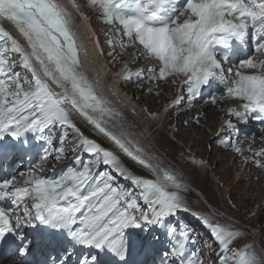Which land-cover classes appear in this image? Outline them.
I'll list each match as a JSON object with an SVG mask.
<instances>
[{
    "label": "snow or ice",
    "instance_id": "obj_1",
    "mask_svg": "<svg viewBox=\"0 0 264 264\" xmlns=\"http://www.w3.org/2000/svg\"><path fill=\"white\" fill-rule=\"evenodd\" d=\"M71 2L80 12L75 0ZM87 2L101 10L106 24L114 26L113 36L107 41L110 47L127 50L139 45L143 50L139 56L158 62V68L148 69L153 73L151 79L182 77L176 91L185 90L190 104L202 97L206 86L215 83L222 86L223 94L218 89L208 95L205 103L239 101L238 108L225 110L227 116L246 124L250 116L258 114L254 118L264 123V0ZM5 22L14 25L23 43L3 26ZM71 24V13L60 0H0V159L22 152L30 133L49 145L26 171L0 178V247L21 258L20 264H33L30 258L37 249L62 253L46 255L44 264H70L78 247L97 253L82 257L79 264H129L133 246L143 252L150 243L132 238L131 230L152 226L175 234L169 218L184 207L180 194L184 186L173 172L146 163L127 146L133 144L136 152L144 153L139 145L122 141L102 126L104 117L113 115L105 108L111 101L96 94V85L83 71L81 47ZM250 34L257 38L254 53L233 63L234 50L246 47ZM8 53L19 57L31 79L14 71L15 61ZM87 55L85 49L84 57ZM143 71L133 73L125 65L122 78L129 81L133 75L142 76ZM183 99L177 96L173 104ZM66 102L155 177L146 179L128 173L141 188L139 198L116 187L110 174L93 171L100 163L112 165L122 175L127 169L113 152L83 137ZM57 124L75 130L85 151L97 159L81 169L69 168L59 177L48 178L44 168L49 160L59 162L67 157L63 146L53 148L51 137L43 135ZM223 129L236 131V125L228 119ZM220 143L241 155L245 152L230 139H221ZM247 151H252L251 146ZM254 156L264 158V149ZM254 163L264 167V159ZM203 219L213 228L224 252L244 235L229 226L212 224L207 217ZM181 237L170 253H163L160 264H176L168 259L169 255L179 258L178 264H203L197 252H188L189 233L185 231ZM101 255L108 260H102ZM224 264H264V253H257L253 244L246 243L231 256L225 255Z\"/></svg>",
    "mask_w": 264,
    "mask_h": 264
},
{
    "label": "rangeland",
    "instance_id": "obj_2",
    "mask_svg": "<svg viewBox=\"0 0 264 264\" xmlns=\"http://www.w3.org/2000/svg\"><path fill=\"white\" fill-rule=\"evenodd\" d=\"M75 2L80 6V12L76 11L77 14L81 15V12L83 11L85 14L84 17H87V19L81 18L80 24L90 30L92 37L97 36L95 31L99 30V43L95 44L93 41H90L88 45L89 49L98 51L101 57L106 56L110 58V62L114 63L118 56L117 47H110L107 43L108 39L112 37L114 33V31L111 32L112 25L106 24L104 22L103 16H101V11H98L96 7L89 6L87 0H75ZM76 21L78 22V20ZM96 27H98L99 29H96ZM17 39L19 38L17 37ZM106 45H108L109 47L106 48ZM97 46L99 47L98 49ZM100 47L103 51H101ZM85 49L87 50V46L81 45V50L83 51V53ZM8 56L15 61L14 71L18 72L21 77L27 76L29 79H31L30 74L27 72V70L21 66L19 57L12 53H8ZM101 63L103 65L102 69L107 72L109 70V67L104 60H102ZM114 66L117 68L116 65ZM152 75L153 73L146 71L142 76L134 80L135 82L128 84L131 85L128 88L129 90L133 89L132 84L136 85L137 87L139 86L141 89L139 92V96L143 100L147 99L145 103H142L140 105V113H138L139 116H137V113L133 110V107H129L130 112L128 114L126 110H123L122 113L121 106H119L117 102L112 103L111 112L117 110L114 113H118L123 116V123L126 126L127 132L130 135L132 141L143 148L145 153L148 155V157H142L144 158L146 163L160 167L161 165L158 163V161H160L164 167L167 168L168 166L171 172H173L177 176V178H179V180L184 181H180V183L187 191L183 190L184 192H181L180 194L183 198V201L188 200L193 208L185 211V213H183L182 215L187 219H190L191 215H194L196 217V220H185V222L182 223L181 220L175 218L170 222L172 224L171 226L176 229L175 234L182 229H184L183 232L187 231L190 234V240L187 243L188 251L193 250L197 252L198 255H202L203 251H206L207 248L211 245V241H213L212 244L217 243L215 234H213V228L207 227L208 224L204 222L203 218L207 217L208 220L210 222L212 221L213 224L223 223L224 226H229L232 230H237L244 234L238 239V242H235L233 244V248L230 251L226 252L224 256H231L232 252L242 249L246 243L253 244L256 252L262 253L264 247V223H260L258 219H256V215H253L252 217H245V208H242V206L240 207V205H243L247 209L251 210V215L253 213H256L257 210L260 211L259 213H264V167H261V170V168L256 166V164L254 163V160H257L258 158L257 156H252V154H254V148L251 147L252 151H246L245 153L247 158H249V162L251 163V165H253L251 168L253 172L247 174V177L244 180L237 181V168L236 170H232L231 167L232 160L234 159L237 152H234L231 146H225L220 143V140L223 138L222 135L217 137V130L216 132L211 131V127L213 125L217 126V122L223 117V103H217V105L215 106L216 112L212 113L211 116H206L205 118L199 117V122L194 126L192 125L193 127H191V125L189 124H192L191 119L195 120L196 116L191 115V117L185 119L186 121H188V123L184 122L183 127L181 126L182 129H180L178 137H176L175 139H173V133H169L166 130V126L169 127V124L165 123V120L168 117L164 121H161L160 113L159 115L157 114L158 116L154 115V117L159 118H154L158 121L159 126L166 125L165 127H163L166 130V133L164 134L159 132L161 131V129L153 133L157 124L151 126L150 133L148 130H146L147 125L143 123L144 121H147V118L143 112H145L146 107L148 108L149 106H151L152 110L156 111V106L163 101V98H165V96L168 94L169 88H171L174 82L177 80V78H175V80L173 78H169V80H162L158 86H155L154 83H151V81L153 80L151 79ZM149 86H152V88L156 89H149ZM129 90H127L126 92L125 90L121 91V89H118V91H120L128 101L127 104H130L131 106L134 104H138L140 101H138V96H135L132 99V93ZM157 91L159 92L158 95L156 94ZM159 95L161 96V98H159ZM119 107L120 109L118 111ZM212 107L213 105L210 104V110L207 111L209 114L212 110ZM198 108L202 109V105H198ZM130 115H134L138 119L137 121L140 120L141 123L139 122L140 124H138V122L135 121L136 119L133 121V118H131L132 116ZM83 119L84 121H86V118ZM142 119H144L143 122ZM72 120L73 123L76 124L77 128H79L80 133L83 134V137H85V131L87 132V128L92 130L93 132H96L88 125L82 124L80 119L75 115L72 116ZM76 120L81 124H79ZM111 120L112 122H114L113 117L107 116L106 121L109 122ZM132 123L137 125V129L131 128ZM142 128L145 129V131H142ZM46 132L47 137L48 135H50L49 137H51L52 139V147L59 148L63 146L65 152L67 153L66 159H62L59 162L53 161L51 159L49 160V163L46 166L55 170L50 171L46 174L48 178L59 177L69 168L81 169L84 164H88L96 160V158L92 156L81 158L85 147L80 142V135L72 128L57 124L53 127H50L49 129H46L44 134ZM236 135L238 136L239 134H235L233 136L236 137ZM165 137H167V141L165 140ZM225 139H230L232 144L241 142L239 143L241 147L244 145L242 143L244 142V139L236 142L234 138L232 139L230 137L229 134H226ZM58 141L59 144H56ZM246 142H259V138H249ZM192 145L193 148L191 147ZM70 149L73 150L70 151ZM209 152H211L209 156L212 163L209 169V173H201L196 163L194 164L192 161L196 160L195 156H198V154L206 157ZM78 160L79 162H77ZM126 163L127 170L138 169L139 167L145 168L139 163H137L136 165L132 164L130 161H126ZM106 165L107 164L100 163L94 167L93 171L98 173L110 174L113 177V183L116 187L126 192L131 190V194L133 195L136 187L133 183L131 184L132 179L128 176V173L130 171L128 170L125 174L122 175L119 172L116 173V171H111L110 168L113 167L112 165ZM214 168L215 172L213 173L212 170ZM131 174L134 175L133 173ZM120 177H123V180H120ZM187 183L198 187L203 192L204 196L207 195V199L211 200L214 206H208L201 199H199V196L194 194L193 190ZM220 183H223L224 186L221 187ZM130 185L132 187H130ZM227 190H231V193L228 196H225V192H227ZM188 194H191L192 197L187 198L186 200L185 195ZM242 220H244L245 223L242 222ZM162 231H164L165 234L166 229H161L160 234L153 240V244H155L156 241L160 238ZM249 231L252 232L253 238H250L248 236L250 234ZM181 238L182 237L180 236L179 240ZM172 239V235L169 234L167 239H165V237H161L160 242H163V240H165L163 253L171 252V249L173 247ZM204 239L206 240L205 242L203 241ZM196 240L200 241L199 245L195 244ZM156 247V253L158 254L160 253V246L157 245ZM207 252H209L210 256L205 258V262L206 264H213L215 260V254L219 253L210 250H207ZM207 252H204V256H207ZM224 256L220 258L219 264H224ZM161 258L162 256L160 258H156L157 264H160ZM168 259L174 260L175 257L171 256Z\"/></svg>",
    "mask_w": 264,
    "mask_h": 264
},
{
    "label": "clouds",
    "instance_id": "obj_3",
    "mask_svg": "<svg viewBox=\"0 0 264 264\" xmlns=\"http://www.w3.org/2000/svg\"><path fill=\"white\" fill-rule=\"evenodd\" d=\"M74 14H75L76 17H78L77 18L78 19V23H80V19L82 18V16L81 15H78L77 13H74ZM83 16H85V15H83ZM83 27L86 30V27L85 26H83ZM96 29H99V28L96 27ZM112 31H114V26L111 27V32ZM95 33L97 35L95 37H92L91 36V33L89 34V37L91 38L90 40H87L86 37L83 36L85 38L84 40H87L88 41V45H89V42L90 41H93L95 44H97L96 41H97V38L99 37V30H96ZM79 41L80 40H78V43H79ZM104 43H105V41H104ZM108 47L109 46L106 45V48H108ZM98 48L99 47L97 46V49ZM117 50H118V52H117L118 56H117L116 60L114 61V63L110 62L109 61L110 58H108V57L105 56V63L109 67V70H108L107 73L104 70L102 71L105 74V78L111 79L105 85V90H107V92H109V93L112 92L111 91L112 90V84H111V82L114 79L118 78L119 80H121L120 83H119V85L117 86V88L118 89H121V91H124V90L126 91V86L128 84L132 83V82H135L134 80H136L137 78H139V77L133 75V77H132L131 80L124 81L123 78H122V74L124 72L125 65H127L131 69V71L133 73H135L137 71V69H139V67L141 65H143V68L141 69V70H144L143 71V74L146 71H148V69H150L149 67H147L146 65H144V62H143L141 56H139L138 54H134L130 49L125 50V49H121V48L117 47ZM97 53L98 52L96 51V53L94 55V57H96V58H98L97 57ZM250 54H253V51H251ZM102 60H104V59L101 58V56H100L99 61H102ZM114 65H116L117 68ZM156 66H159L157 64V61H155L153 63V67L152 68H155ZM117 73H120L121 75H117ZM182 79H183L182 77H178L177 78V80L174 82V84L172 85V87L169 88L168 94L165 96V98H163V101L159 105L156 106V111L152 110L150 108L151 106H149L148 108L146 107L145 112H143L146 117L149 118V116H150V121L155 120L154 119V115H157L159 113H160V120L161 121H164L167 117L168 118L171 117L170 120H169V122L167 123V124H169V127H167V126L166 127H167V132H169V133L172 132L173 133V139H175L176 137H178V134L180 132V128L182 126L181 125V121H182L181 116L182 115H189L192 112V110L194 109L195 106H197V108H198V105L201 104L202 105V109H203L207 104H209V103H205L204 102L205 100L202 99L203 95L210 93L212 90L216 91L215 93H217L218 92V89H221L220 90V92H221L220 95L223 94L222 93V86H220V85L217 86L214 83V84L211 85V87H208L202 93V97L201 98H197L195 101L192 102V103H196V105L193 106V105H191L192 103L191 104L189 103L188 94H187V92L185 90L181 89L180 92H177L176 91V89L179 86V84L181 83ZM118 82L119 81H117V83ZM52 87H53V85H52ZM135 96L137 97L136 94L135 95L133 94L132 95V99ZM177 96H183V97H185V99H183L182 101H180L178 104L174 105L173 104V101L176 99ZM122 97H123V95L120 93V95H118L115 99H112L113 98L112 96H107L106 98H107V100L111 101V104L113 102H117L120 105L121 98ZM138 101H139V98H138ZM139 103L142 104V103H145V101H139ZM239 104H240V102L239 101H235V100L228 101L227 103L224 104L223 117L217 122V126L213 125L211 127V131L212 132H216V130L218 131L217 137H219L220 135H222V138H223V137H226V134H229L230 137H232L235 134H239V133L240 134L238 136L236 135V137H239L240 135L246 136L245 134H247V135L250 134L249 133L250 132L249 130L248 131H245V132L242 131V128L248 129V127L246 125L247 123L245 124L243 122H239V123L236 124L235 120L232 117H229V116H227L225 114V110L226 109L231 108V107H237L238 108L239 107ZM129 106H130V104L129 105H126L125 107L127 108ZM111 107H112V105L110 106V109H111ZM149 108H150V110H148ZM202 109H200V110H202ZM254 115H258V114H254ZM137 116H139V115L137 114ZM148 118H147V121H146L147 123L146 124H150V121H149ZM228 119H232L233 123L236 125V128H237L236 131H231V130L223 129L224 122L226 120H228ZM80 121H81V123L84 124V122L82 120H80ZM155 121L158 122L157 120H155ZM113 123L116 124L117 121H114ZM251 123L254 126H263L264 125V123H261V122L257 121L255 118H253V120H251ZM189 125H191V124H189ZM253 125H252V127H253ZM123 127L126 129V126L125 125H123ZM191 127H193V126L191 125ZM116 129L118 130V133L117 134L119 135V133L121 132V130H119L120 128L118 126L116 127ZM87 130H89V129L87 128ZM153 130H154V127H153ZM126 131H127V129H126ZM148 131H150L149 130V126H148ZM45 134H46V137H47V132ZM262 135L264 137V131L262 132ZM246 138H247V136H246ZM96 139H97V141H100V142H103L104 143V145H101V146L103 148H105V149L109 145H113V147H114V144H113L114 141L108 135H105L104 137H101L100 135H97L96 136ZM121 140L122 141H125V139H122V138H121ZM235 141L238 142L236 139H235ZM238 143H241V142H238ZM242 143L244 144L242 146V148L245 149V152L243 153V155L237 153L235 155L234 159L232 160V164H231L232 170L233 169L236 170V168H237V173H238L237 174V181L244 180L247 177L248 172L249 173L253 172V170H251V168H252L253 165H251V163L249 162V158L248 159H245V157H247L245 155V153H246V151H247V149L249 147L247 146L246 142H242ZM191 147L193 148V145ZM252 148H254L253 149V153L262 150V147H259V148L252 147ZM210 153L211 152H209L206 157H204V156H202L200 154H198V156H195L196 161H202V163H196V165H197V167H198V169H199V171L201 173H205V174H208L209 173V169H210V166L212 164L211 161H210V156H209ZM91 155H92V153L86 152L84 150L83 154L81 155V158L90 157ZM252 156H254V154H252ZM257 159H259V157ZM127 161H129V160H127ZM120 164H121L122 167H124L125 169H127V163L126 162H122ZM262 168H261V170H262ZM44 169H46V168H44ZM167 169L170 170L168 168V166H167ZM54 170L55 169L49 168V172L50 171H54ZM129 171L131 173H133L134 176H140V177H144L146 179H155V177L152 176V174L147 170V168L139 167L138 169H132V170H129ZM212 171L214 173L215 172V168ZM45 176H47V175H45ZM124 178H127V177H124ZM177 179H178L179 182L180 181L181 182H184L182 180H179V178H177ZM132 183L133 182H131V184ZM134 185L136 187V190H135L133 196L139 198L140 193H141V188L138 185H136V184H134ZM188 185L191 187V189L193 190L194 194L197 195V196H199V199L201 197H205L204 194H203V192L198 187H196L195 185H190V184H188ZM220 185H221V187L224 186L223 183H220ZM130 187H132V186L130 185ZM183 190L184 191H187V190H185V188H183L181 190V192H184ZM128 192L131 193V190H129ZM230 193H231V190H227V192H225V196H228ZM185 196H186V200H187V198H191L192 197L191 194H188V195H185ZM195 199H196V197H195ZM183 202L190 203L188 200L187 201H183ZM140 203L143 205V203H144L143 200H140ZM213 206H211V207H213ZM241 206L242 205H240V207ZM144 207H145V210H146L147 209V206L145 205ZM190 208H193V207H190ZM185 211H186V209L185 208H182L181 210H178L175 214H173V216L176 217L177 219L181 220L182 223H184L185 220H196V217L194 215H191L190 219L184 218L182 214L185 213ZM244 211L246 212L245 209H244ZM259 212L260 211L257 210L256 213H253L251 215V213H252V211H251V213L248 216H246L247 213L244 214V216L245 217H252L253 215H256V219H258V221L260 222V220L258 218ZM242 222L245 223L244 220H242ZM211 223H212V221H211ZM263 223H264V221H263ZM187 227H189V226H187ZM207 227H209V225ZM183 230L184 229L179 230L176 234L172 235V237H173L172 244L173 245L176 244L179 241V238L181 236V233H183ZM160 231H161V229H158V228H155V227H152V226H145L144 228L139 229V230H131L130 235H131L132 238H135V239H138V240L149 241L150 243L147 245V250L146 251H143V252H141L139 250H136L135 246H133V251H132V253H131L130 257H129V264H157L156 258H160L162 256L163 251H164L163 250V247L165 245V240H163V242H160L161 241V237H163V238L165 237V239H167V237H168V236H166V233L164 234V231H162V234L160 235V238L156 241L155 244H153V240L155 238H157V236L160 234ZM249 232H250L249 235H251V238H253L252 232L251 231H249ZM213 234H214V232H213ZM189 236H190V234H189ZM131 237H130V240L132 239ZM203 241L205 242L206 240L204 239ZM235 242H238V240L234 241L233 244ZM199 243H200V241L196 240L195 244L196 245H199ZM212 243H213V241H211V245L207 248V250H210V251H213V252L216 251L217 253H219V254H215V260L213 262V264H215V263L216 264H219L220 258L223 257L226 252H224V250L221 248V246H220V244H219L218 241L215 244V245H217V248L216 249L213 248V245L214 244H212ZM157 245L160 246V253H158V254L156 253V249H157L156 246ZM232 245H230L229 247H231ZM84 249H85V252H87L89 254V256L96 255L97 254L96 253V250H94V249H89V248H85V247H84ZM207 250L206 251H203V254L202 255H198V257L200 258V260L203 261V264H206L205 258L210 256V254H209V252H207ZM192 251L193 250H190L188 252L190 253ZM204 252H207V256H204ZM47 253L48 254H51V252H49V251ZM262 253H264V247H263ZM77 256H78V260H75L71 264H79V260L82 257L86 256V255H84L83 253H78ZM169 257H171V255H169L168 258ZM100 258L102 260H104V261H107L108 260V257H104L103 255H101ZM31 259H36L37 264H39L40 260H42V251H40L39 249H37L35 251V254L30 258V260ZM174 260L176 261V264H178L179 258L175 257Z\"/></svg>",
    "mask_w": 264,
    "mask_h": 264
},
{
    "label": "bare ground",
    "instance_id": "obj_4",
    "mask_svg": "<svg viewBox=\"0 0 264 264\" xmlns=\"http://www.w3.org/2000/svg\"><path fill=\"white\" fill-rule=\"evenodd\" d=\"M60 2L68 9V11L71 13V11H72V13H71V18H72V24H71V29H72V31L76 34V36H77V39L78 40H80L79 41V45H80V47H81V45H86L87 46V53H88V55H87V58H85L84 57V53H83V49L81 50V59H82V61H83V71L86 73V75L88 76V78L94 83V85H96V88H95V90H96V94L99 96V97H101L102 99H106L107 100V96H112L113 98L112 99H115L118 95H120V91H118V89H117V86L119 85V83H120V81L121 80H119L118 78H116V79H114L112 82H111V84H112V94L111 93H109V92H107V90H105V85L109 82V80H111V79H109V78H105V74L102 72L103 71V65H102V63H101V61H99V58H100V55L97 53V57L98 58H96V57H94V55H95V53H96V51L95 50H92V49H89V47H88V41L87 40H84L85 38L83 37L84 35H86V32H85V30H84V27L80 24V23H78L76 20H78L77 19V17L75 16V14L74 13H76V9L75 8H73L72 7V2H71V0H60ZM65 3V4H64ZM97 8V10L98 11H101L98 7H96ZM101 16H103L102 14H101ZM12 30H14L13 32L15 33V35H16V38L18 37L22 42H24V39H23V37L22 36H20L19 35V33L15 30V29H12ZM83 33V34H82ZM14 35V36H15ZM104 45H105V43H104ZM98 52V51H97ZM94 57V58H93ZM101 58H103L104 59V61H105V56L104 57H101ZM111 64V63H110ZM159 66H156L155 68H158ZM108 72V71H107ZM106 72V73H107ZM117 81H119L118 83H117ZM162 81V80H161ZM161 81H155V80H152L151 81V83H154V85L155 86H158L160 83H161ZM50 82V81H49ZM98 82V83H97ZM51 83V82H50ZM131 85H127L126 86V92H127V90H129L128 88L130 87ZM132 87H133V89H131V90H129V91H131V93H132V95L134 94H136L137 96H138V98H139V100L140 101H146V100H143V99H141V97L139 96V92H140V87L138 86H136V85H134V84H132ZM53 88L57 91V92H59L60 91V89H58V88H56V86L53 84ZM149 89H156V88H152V86H149ZM148 89V90H149ZM216 91H214V90H212L210 93H208V94H205V95H203V97H202V99L203 100H205L207 97H208V95L209 94H211V93H215ZM221 92H219V94H220ZM156 94L158 95L159 94V92L157 91L156 92ZM159 98H161V96L159 95ZM159 98H158V100H159ZM130 102V101H129ZM128 103V101L125 99V97L123 96L122 98H121V103H120V105L119 106H121V109H122V113H123V110H126V112H127V114L130 112L129 110V107H133V110L138 114V113H140V111H139V109H140V105L141 104H134V105H130L129 107H125L126 105H129V104H127ZM218 103H223V106H224V102H218ZM66 104H67V106H68V108H69V111H70V113H71V115L73 116V115H75L77 118H79L80 120H82L83 122H84V125H88L89 127H91V128H93L96 132H93L92 130H87V132L85 131V138H87L88 140H92V141H95L96 143H98V144H100V145H104V143L103 142H100V141H97V139H96V136L97 135H100L101 137H104L106 134L104 133V132H101L100 131V128L96 125V124H94V123H92L86 116H84V115H82L80 112H79V110H77V109H75V108H73L71 105H70V103L69 102H66ZM112 104L110 103V104H106L105 105V108L106 109H109L110 111H111V109H110V106H111ZM191 105H193V106H195L196 105V103H192ZM212 105V104H211ZM217 105V104H216ZM216 105H213V107H212V110H211V112H210V114L207 112V111H209L210 110V104L209 105H206V107H204L203 108V110L201 111L200 109H198L197 110V106H195L194 107V109L192 110V112L189 114V115H182L181 116V119H182V121H181V125H182V127H183V125H184V122H187L188 123V121H186L185 119H188L189 117H191V115H195L196 116V119L195 120H193V119H191V125H196V123H198L199 121H198V118L200 117V118H205L206 116H211V114L212 113H215L216 111H215V106ZM221 106V105H220ZM219 107V106H218ZM151 108V107H150ZM150 108L148 109V110H150ZM117 109V108H116ZM119 109H120V107L118 108V111H119ZM132 109V108H131ZM117 111V110H116ZM116 111H114V112H116ZM112 113L113 115L111 116V117H113V119H114V121H117V123L115 124V123H113L112 122V120L111 121H106L107 120V116H105L104 117V123H103V127L108 131V132H112V133H114L117 137H119L120 139L122 138V139H125V142L127 143L129 140L130 141H132V139H131V137L128 135V133H127V131H126V129L123 127V125H124V119H123V116H121V114H118V113ZM123 115V114H122ZM135 115V114H134ZM134 115H130V116H132L131 118H133V121L135 120V121H137L138 119L134 116ZM159 115V114H158ZM157 115V116H158ZM121 116V117H120ZM156 116V115H155ZM124 117H125V115H124ZM83 118H86V121H84V119ZM121 118V119H120ZM144 118V117H143ZM146 118H148V117H146ZM234 120H235V122H236V124L237 123H239V122H241V121H238V120H236L234 117H232ZM253 118H254V115L253 116H250V118H249V121H248V123L246 124L247 125V127H248V129H245V128H242V131L243 132H245V131H250L249 133V135L248 136H250V137H248L247 135V138H246V136H243V135H240L239 137H234V136H232L231 138L233 139L234 138V140L235 139H237V141H239V140H243L244 139V142H246L249 138H254V137H258L259 138V142H246V144L248 145V146H251V147H255V148H259V147H262V149H264V137H263V135H262V132L264 131V125L263 126H254L252 123H251V120H253ZM149 121H150V116H149ZM156 119V118H155ZM157 119H159V118H157ZM169 120H170V118H167L166 119V124L169 122ZM77 121V120H76ZM144 121V119H142V122ZM79 124H81L79 121H77ZM138 122V124H140L141 122H140V120L139 121H137ZM140 122V123H139ZM160 122V121H159ZM144 124H146L147 122L146 121H144L143 122ZM83 124V123H82ZM157 124V126L155 127V131L153 132V133H155V132H157L159 129H161V131H159V132H161V133H166V130H167V127H166V130L163 128V127H165L166 125H161V126H159V123L158 122H156L155 120H152V121H150V124H146L147 125V129L146 130H148V126H149V130L151 129V126H153V125H156ZM122 125V126H121ZM252 125H253V127H252ZM119 127L120 129L119 130H121V132L119 133V135L117 134L118 133V130L116 129V127ZM182 127L180 128V129H182ZM131 128L132 129H137V125L136 124H134V123H132V126H131ZM141 128V127H140ZM237 129V128H236ZM145 131V129H143L142 128V131ZM232 131V130H231ZM150 132V131H149ZM152 133V134H153ZM240 134V133H239ZM50 135H48V137H49ZM226 137H223V139H225ZM165 140L167 141L168 139H167V137H165ZM258 141V140H257ZM113 142V141H112ZM56 144H59V141L56 143ZM113 144H114V147H113V145H109L106 149L107 150H109V151H111V152H113L116 156H118L119 157V159H120V163H122V162H126L127 160H129L132 164H134V165H136L138 162L136 161V160H134L132 157H130V156H128L121 148H119L117 145H116V143H114L113 142ZM129 148H130V150L133 152V154L134 155H136V156H138V157H140V158H142V157H148V155H145L146 153H145V151H144V153H138V152H136V149H135V147L133 146V144H128L127 145ZM73 149H70V151H72ZM74 150H75V148H74ZM92 157H94V158H96L97 159V157L94 155V154H92L91 155ZM142 159H144V158H142ZM259 159H263V158H261V157H259ZM158 160V159H157ZM156 161V160H155ZM158 163L161 165L159 168H163V169H167L166 167H164L163 166V164L160 162V161H158ZM234 163V162H233ZM140 164V163H139ZM111 169V171H116V169H115V167H112V168H110ZM49 172V167H46V169H44V174L46 175L47 173ZM118 171H116V173H117ZM248 174H249V172H248ZM120 180H123V177H120ZM207 196V195H206ZM201 197L200 199L204 202V203H206L208 206H213V203L211 202V200H208L207 199V197ZM183 205H184V207L183 208H185L186 209V211H188V210H190V209H192V208H190V207H192V205L190 204V203H186V202H183ZM176 217H174L173 215L169 218V224H170V226L172 225L170 222L172 221V220H174ZM177 219V218H176ZM220 224H222L223 225V223H220ZM166 236H168V233H167V230H166ZM213 248L214 249H216L217 248V245H213ZM7 254H8V256H10V257H12V253L10 252V251H8L7 252ZM10 261H11V258H10V260L9 261H7V262H5V264H10ZM44 261L45 260H40V264L42 263V264H44ZM13 264H17L16 262H12ZM0 264H4L3 262L2 263H0Z\"/></svg>",
    "mask_w": 264,
    "mask_h": 264
},
{
    "label": "trees",
    "instance_id": "obj_5",
    "mask_svg": "<svg viewBox=\"0 0 264 264\" xmlns=\"http://www.w3.org/2000/svg\"><path fill=\"white\" fill-rule=\"evenodd\" d=\"M242 208H245V210H246L245 214L247 213L246 216H248L251 213V211L249 209H247L245 206L242 205ZM258 218H259L260 222L263 223V221H264V213H259L258 214ZM248 236L251 238V235H248ZM232 248H233V245L230 247V250Z\"/></svg>",
    "mask_w": 264,
    "mask_h": 264
}]
</instances>
